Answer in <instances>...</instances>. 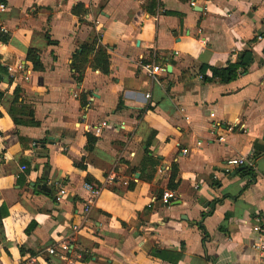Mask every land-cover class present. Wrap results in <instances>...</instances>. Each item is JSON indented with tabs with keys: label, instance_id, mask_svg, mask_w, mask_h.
Masks as SVG:
<instances>
[{
	"label": "crops",
	"instance_id": "0c3cea01",
	"mask_svg": "<svg viewBox=\"0 0 264 264\" xmlns=\"http://www.w3.org/2000/svg\"><path fill=\"white\" fill-rule=\"evenodd\" d=\"M152 2L0 1V264H264V0ZM95 35L109 72L77 73ZM243 51L230 82L202 69Z\"/></svg>",
	"mask_w": 264,
	"mask_h": 264
},
{
	"label": "trees",
	"instance_id": "16d2710c",
	"mask_svg": "<svg viewBox=\"0 0 264 264\" xmlns=\"http://www.w3.org/2000/svg\"><path fill=\"white\" fill-rule=\"evenodd\" d=\"M1 1V0H0ZM153 5H155L156 0H153ZM4 40H8V37H3ZM27 59L30 60L33 63V67L37 71H42L43 66L41 63V53L38 50H29ZM252 62V53L250 51H243L239 55V60L236 63H229L227 67H213V66H203L202 69L209 68L212 71V77L218 78L222 82H230L234 79H236L239 75L245 74L248 71V67ZM87 65H90L91 67L95 69L101 70L103 73L107 74L109 72V54L107 51V48L101 43V36L95 35L89 42H85L82 45H80L79 49L76 52V55L73 58L72 62V68L77 72L81 73ZM81 77V76H80ZM205 80H210V78H207L205 76ZM19 90H15V102H18L20 99L19 96ZM23 110H26L24 107L21 109V113H24ZM27 112V111H26ZM14 113V108H11V114ZM33 115L32 111H30L29 116ZM17 121V122H16ZM16 123H27V122H21L19 120L15 119ZM31 125H36L37 122L31 120L29 122ZM238 173L242 177H248L253 179L255 170L253 166L244 165L240 167ZM176 175V171L173 170V178ZM173 188H176V186L173 184ZM162 198V196H161ZM6 211L4 207L0 208V221H2V218L6 215ZM203 216H206V214H203ZM203 231L205 232V239L207 238V232L205 231V228L203 226H200ZM21 252L24 253V249L21 248ZM159 256L163 259L176 263L178 262L182 255L177 252H170V251H160ZM172 256H175V258H172Z\"/></svg>",
	"mask_w": 264,
	"mask_h": 264
},
{
	"label": "built area",
	"instance_id": "2783aa9c",
	"mask_svg": "<svg viewBox=\"0 0 264 264\" xmlns=\"http://www.w3.org/2000/svg\"><path fill=\"white\" fill-rule=\"evenodd\" d=\"M0 8L3 9V5H1ZM1 32H5V28L1 27L0 33ZM19 68L22 69V66H19ZM143 69L147 73L155 75L159 70H162L163 68L160 66L150 64V63H145L143 64ZM107 126H108V123L106 121H101V122L96 123L95 125L87 126V129L89 131L91 130L92 132L96 134H100L103 128H106ZM229 163L231 165H240V164H247V161L244 160V158H240V159L230 160ZM87 188L89 189V194H90V197L87 199V205L89 209L90 206L93 204L94 199L98 194V191L92 186H87ZM61 193H64V189L61 191ZM171 198H172V194L170 192H164L161 200L164 204H169ZM256 221H257L256 229L257 231H259V233H258V239L257 241L254 242L253 246L255 249L259 251L261 258L264 262V210L257 214ZM49 252L50 254H54V249L49 248Z\"/></svg>",
	"mask_w": 264,
	"mask_h": 264
},
{
	"label": "water",
	"instance_id": "95a60500",
	"mask_svg": "<svg viewBox=\"0 0 264 264\" xmlns=\"http://www.w3.org/2000/svg\"><path fill=\"white\" fill-rule=\"evenodd\" d=\"M228 172V171H227ZM41 188L44 190V191H49V187H47L46 185H42Z\"/></svg>",
	"mask_w": 264,
	"mask_h": 264
}]
</instances>
